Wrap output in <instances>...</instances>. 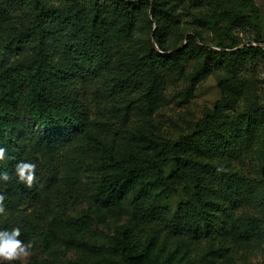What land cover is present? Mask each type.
I'll return each instance as SVG.
<instances>
[{
  "label": "rangeland",
  "instance_id": "1",
  "mask_svg": "<svg viewBox=\"0 0 264 264\" xmlns=\"http://www.w3.org/2000/svg\"><path fill=\"white\" fill-rule=\"evenodd\" d=\"M160 1L179 19L165 30L166 48L185 47L188 35L197 34L212 50L229 46L235 51L248 46L258 33L248 20L261 25L264 40V0ZM23 3L28 0H0V35L13 28L20 34L32 25V10L22 8ZM145 13L152 19V8ZM238 16L246 21L237 23ZM109 19L113 24L121 21ZM139 23L129 34L110 27L105 34L109 65L97 67L102 72L86 66L80 69L93 75L69 78L89 114L84 129L58 127L49 143V135L30 119L24 104L15 103L27 139L19 141L20 162L36 164L38 197L27 198L20 186H14L20 199L0 217V230L19 228L21 240L34 242L32 255L12 264H132L125 243L131 240V227L138 247L153 241L154 253L163 259L179 251L200 264H264V55L239 73L222 65L209 70L202 57L166 63L155 79L151 100L147 94L151 78L141 79V84L128 82L125 88L120 81L123 60L142 61L152 45L160 50L152 37L158 24L151 26L146 18ZM71 43L64 41L61 55ZM28 56L13 60L14 66L28 63ZM7 67L0 66L5 76ZM10 85L24 90L20 82ZM91 135L106 142L122 166L102 163ZM183 135L193 136L184 152L198 161L206 198L216 205L210 215L214 230L199 239L180 230L190 219L203 227L191 170L166 145ZM138 157L156 163L168 159L148 173L152 193L133 185L124 189L110 211L98 210V182L129 170ZM6 186L0 181V194ZM185 206L189 214L184 213ZM248 217L261 220L260 232L250 242L234 241L238 219ZM51 228L60 241L45 251L41 236ZM29 229L31 236L25 233Z\"/></svg>",
  "mask_w": 264,
  "mask_h": 264
},
{
  "label": "trees",
  "instance_id": "2",
  "mask_svg": "<svg viewBox=\"0 0 264 264\" xmlns=\"http://www.w3.org/2000/svg\"><path fill=\"white\" fill-rule=\"evenodd\" d=\"M32 10L33 23L26 30L17 34L16 29H9L0 35V64L7 67V75L0 70V147L7 149L6 159L0 161V173L7 172L13 177L9 182H4L6 190L4 207L6 215L12 205L20 199L15 193L14 186L22 188V195L36 199L38 188L34 185L29 188L15 177V166L20 162V142L26 141L25 131L22 127L23 120L19 117V111L14 108L15 103L20 106L24 104L30 119L47 133L49 143L54 129L70 125L78 129H84L88 120L87 110L82 102L81 96L71 87L69 78H88L94 73L83 71L80 68L88 66L97 69L109 65V53L105 34L110 27L116 26V31L129 34L138 27L139 20L145 19L153 26L152 37L159 43L160 50L152 45L146 57L138 60H123L121 66L120 81L123 88L128 82L141 84V79L151 78L147 94L153 100L155 79L159 70L166 63H180L183 59L190 57H202L206 60L209 70L218 68V65L229 66L241 72L250 67L256 56L264 55V40L259 23L255 24L248 20L258 30L253 42L248 46L232 51L235 47L224 46L222 51L212 50L197 34L188 35V44L185 47H164V33L167 27L177 24V15L171 13L169 8L164 7L160 0H28L23 3L22 8ZM152 8V19L145 11ZM171 10V9H170ZM119 17L121 21L113 24L109 18ZM237 23L246 21L238 16ZM64 41H69L71 46L61 55ZM197 41L201 45H196ZM28 56V63L19 67L14 66L13 60ZM0 65V66H1ZM84 72V73H83ZM102 72V71H100ZM82 74V75H81ZM20 82L24 87L15 89L10 85L11 81ZM24 83V84H23ZM130 105V104H128ZM222 101H218L216 110L221 109ZM19 107V106H18ZM209 117V121H210ZM39 130V129H38ZM52 137V136H51ZM192 135H183L177 140L166 142L172 156L182 165L190 168L192 182L195 188V201L199 207V221L203 222L202 229L194 226L192 219L181 226V231L199 239L203 234L209 236L214 230L213 210L215 203L208 200L202 183L201 168L198 161L185 154L184 150L188 144L193 142ZM90 140L99 149L101 162L110 166H122V162L115 155L106 142L96 135H91ZM137 164L128 171L118 173L114 176L100 180L96 187L95 203L98 210L110 211L123 195L124 189L133 185H141L143 193L150 194L154 190L152 183L148 180V173L157 169L160 163L167 162L162 159L156 162L136 158ZM142 196V195H140ZM184 213L190 210L185 206ZM0 215V217L4 216ZM133 218L137 217L133 210ZM86 218V217H84ZM85 223V221H81ZM261 220L258 218H241L237 221V227L233 234L234 241L239 243L250 242L260 232ZM179 226L181 223H178ZM134 229V227H131ZM131 232V240L127 243V251L132 254V264H200L187 259V254L179 251L173 252L169 257L163 259L160 254L154 253V242L151 241L146 247L139 248V241L135 233ZM31 236V229L25 230ZM127 234V233H126ZM128 235V234H127ZM227 236V233L224 234ZM60 237L54 228L41 236L43 250L49 251L58 245ZM137 242V243H135ZM214 253V252H213ZM160 260V261H159Z\"/></svg>",
  "mask_w": 264,
  "mask_h": 264
},
{
  "label": "clouds",
  "instance_id": "3",
  "mask_svg": "<svg viewBox=\"0 0 264 264\" xmlns=\"http://www.w3.org/2000/svg\"><path fill=\"white\" fill-rule=\"evenodd\" d=\"M7 149L0 147V161L6 159ZM36 164L21 161L15 166V177L22 184L31 188L36 182ZM223 171V169H218ZM13 179L7 172L0 173V181L9 182ZM5 196L0 194V215H4L6 209L4 207ZM21 231L19 228L11 230H0V261L12 264L14 261L27 260L32 255L34 242L25 243L20 239Z\"/></svg>",
  "mask_w": 264,
  "mask_h": 264
}]
</instances>
